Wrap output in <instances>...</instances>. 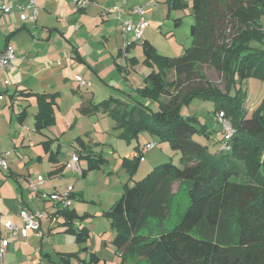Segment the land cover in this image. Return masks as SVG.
I'll list each match as a JSON object with an SVG mask.
<instances>
[{
  "label": "trees",
  "instance_id": "16d2710c",
  "mask_svg": "<svg viewBox=\"0 0 264 264\" xmlns=\"http://www.w3.org/2000/svg\"><path fill=\"white\" fill-rule=\"evenodd\" d=\"M166 3L170 11L188 4L184 0ZM191 8L192 44L182 55H164L149 40L142 42L143 62L152 70L144 77V86L136 90L140 97L127 100L112 95L82 107L87 114L108 113L116 121L119 137L129 142L148 131L181 152L182 167L169 160L133 184L127 182L120 198L105 212L117 230L113 239L121 256L117 264L141 260L147 264H264V98L249 114L243 85L251 76L264 80V0H192ZM205 65L222 74L224 89L206 75ZM170 71L176 75L172 80L167 78ZM36 95V129L41 131L55 123L58 94ZM195 97L215 100L213 112L222 110L230 119L234 133L227 141L228 149L211 153L193 138L201 130L181 109ZM135 149L139 153L123 159L130 179L143 157L139 144ZM82 152L80 157L88 161L82 176L106 161L100 153ZM58 153L51 151L50 160L57 161ZM64 167L58 166L53 173ZM176 181L188 182L186 210L172 228L157 234L144 232L153 219L162 223L170 216ZM55 215L65 218V231L75 235L80 245L77 251L59 252L61 262L77 257L80 264H97L101 258L94 251L89 260L79 256L88 251L90 230L74 223L84 216L69 207Z\"/></svg>",
  "mask_w": 264,
  "mask_h": 264
},
{
  "label": "crops",
  "instance_id": "0c3cea01",
  "mask_svg": "<svg viewBox=\"0 0 264 264\" xmlns=\"http://www.w3.org/2000/svg\"><path fill=\"white\" fill-rule=\"evenodd\" d=\"M28 1L0 0V50L7 45H12L16 50V58L12 66L5 70L0 68V96H2L0 97V153L9 151L7 156L9 169H0V246L3 245L6 249L4 258H0V264H62L59 252L77 251L80 247L75 235L65 231L67 227L63 225L65 221L63 216L59 215L55 224H51L49 220L42 221L38 228L30 229L27 236L20 234L17 238L10 237L5 223L12 221L22 224L20 212L25 209L32 211L47 209L51 213L60 209L49 197L43 199L39 192L28 188L29 178H37L41 175L45 181L39 185L40 192L47 194L61 192L71 185L73 196L84 199L75 203L73 201L74 204L69 207L84 216L76 219L75 227L87 226L94 233L96 227L101 225L103 228L102 234L100 233L101 243L104 240V244L111 243L115 249L113 239L117 231L109 229L104 214L124 191L122 186L128 182L130 175L122 166V158H132L137 154L136 142L123 144V140L119 138L120 130L114 128L115 120L110 118L111 122L108 113L99 111L87 114L82 112V107L90 103H98L112 95L127 99V96L134 94L125 91L119 85L113 88L117 93L112 92L111 85L97 66L102 65L101 62H93L90 55L86 54L91 50H98L102 53L99 57H104L103 55L108 53V58L113 59L117 69L125 73L132 68L136 69L145 57L142 59L136 55L137 42L134 38L128 37L129 34L131 36L133 34H125L116 17L105 11L121 0H90L86 7H80L74 0H37L39 12L34 22L23 21L18 11L10 14L3 12V7L7 4ZM155 1L158 0H128L126 6L149 2L156 5ZM164 3V12H166L168 9L166 0ZM151 9L146 13L149 26L151 22L147 17ZM26 12L30 13L31 10L26 9ZM133 19L137 20L138 16L134 15ZM130 40L135 44L126 50L125 42ZM144 40L154 43L150 37ZM132 58H137L138 61L134 62ZM109 65L110 62L108 68ZM147 69L148 71L141 74L136 90L144 86L143 79L152 70L150 67ZM77 76H82L87 83L81 84ZM124 77L134 84V78H130L127 74ZM21 90L30 94L21 95ZM41 93L58 95L54 105L55 123L39 131L36 129V115L39 112L36 94ZM67 99L69 102L65 103ZM103 122L106 126L113 127L110 129L103 127L100 125ZM34 133L37 134L36 138ZM67 133L69 136L63 142V137ZM141 140L140 137L139 144H142ZM46 141L49 149L44 145ZM62 146H70L72 156L80 157L79 150L83 151L82 154L90 151L102 154L109 162H115L117 171L122 173V178L120 182L118 180V184L112 185L115 186L114 188L109 189L114 191L108 194V203L105 204L103 199L97 196L96 202L95 200L89 202V194H84L83 187H77V183H71V180L67 179L66 167L71 158L61 159ZM144 146L141 147L142 152ZM51 151H59L56 156L57 161L50 160ZM45 163L46 174L40 171L35 176L33 167ZM63 164L65 167L62 171L53 173V170ZM81 164L83 168L86 167L83 161ZM9 177L14 178L15 182ZM123 180H126L125 183ZM92 239L85 244L88 246V251L80 252L81 259L89 260L90 252L94 251L104 258L106 263L119 262L115 261L118 254L116 249V255L109 260L102 251L98 253L97 248L93 249ZM76 261L71 260L70 264H80L79 260ZM142 262L141 260L130 264H142Z\"/></svg>",
  "mask_w": 264,
  "mask_h": 264
},
{
  "label": "rangeland",
  "instance_id": "374dc122",
  "mask_svg": "<svg viewBox=\"0 0 264 264\" xmlns=\"http://www.w3.org/2000/svg\"><path fill=\"white\" fill-rule=\"evenodd\" d=\"M184 1L188 3L187 6L183 8L171 9V11L168 8L166 9V12H164V8H165L164 0L163 2L162 0L155 1L156 5H152L150 7L152 8L151 9L152 11L149 12L147 18L150 19L151 25L146 28L143 39L150 37V39L154 42L153 45H155L158 51L164 55H168L172 57L182 55V53H184L186 49L190 47L192 44L191 27L192 24L195 22L191 8L192 0H184ZM150 8L148 9V11L150 10ZM128 37H130L131 39V37L134 38V35L131 36V34H129ZM142 41L143 40L137 42L136 45L138 47V50L135 53L136 55H138V57H141L143 59V57L145 56H144V52L142 51L143 47H141L140 44ZM92 51L93 50L89 51V54L86 53L85 54L90 55L91 57L90 59H92L93 62L96 61L101 62L102 65L98 64L97 66L102 71V76L105 77L109 85H111L112 92L117 93L113 88H115L114 86L117 87V85H119L125 91L134 94V96H132V94L127 96L128 100L130 99L132 100L135 97H140L137 95L136 86L138 85L139 80H141V74L145 71H148L147 67L150 66L146 65L144 62H141L140 65L137 66L138 68L137 67L136 69L132 68L131 70L126 71L125 73L117 69L113 59L111 57L108 58V53L104 54L103 55L104 57L102 56L99 57V55H102V53L98 52V50H95L93 52ZM109 62L110 65L108 68L107 65ZM142 63L147 67H145ZM203 71H205L206 75L217 86L224 89L225 84H224L223 76L220 72H218L212 66H208V65L204 66ZM125 74H127L130 78L132 77L135 79L134 84L130 81V79L129 80L125 79L124 77ZM175 76L176 75L174 71H170L167 78H169V80H172L175 78ZM243 85L245 89V98H246L245 106L248 109L249 114H251L253 109L256 108L264 98V80L255 76H251L244 81ZM97 92H99V89H97ZM143 101L148 103V101L151 100L147 98L145 99L143 98ZM66 102H69V99H67L65 103ZM152 105L156 107L157 103L153 101ZM214 110H215V100L211 98H203V97L192 98L181 109V114L186 118L190 117L189 119L193 123H195V125H197L198 128L201 130V132L196 133L193 136V138L196 141H199L200 143L207 145L211 153H217L221 150L222 139L224 138L222 124L215 119L213 115ZM108 118L112 122V119L110 118L113 117L110 116ZM100 125L109 129L113 127L112 125L106 126L105 122L101 123ZM140 134L141 135H139L137 138L135 137L133 140H131V142H129L127 139L119 137L123 140L124 145L133 144L135 142L136 145H138L139 139L141 137L142 144H139L140 148L143 147L147 141L157 142L156 146H154L152 149H148V150L144 149L143 157H141L137 171L133 175L132 179L130 178L128 179V183L133 184L135 181L142 179L155 166L169 160H173L174 163H176L180 167L183 166V163L181 161L180 150L173 148L169 141L164 140L157 133H152L147 131L146 133L142 132ZM35 136H37L36 133H34V137ZM68 136L69 133L64 135L63 142L66 141V138H68ZM60 149H61L62 160L64 159L68 160L72 158L71 157L72 148H70V146H62ZM136 153H139V151H136ZM123 159L124 157L122 158V166L124 167V169H126V171L129 174L130 171L124 166ZM80 161H83V163L86 164L85 168L88 167V161L85 157L82 156ZM46 167H47L46 163L41 165H35L32 170L34 171L33 173L35 174V176L40 171L46 174L45 172ZM66 168L68 170L67 179L71 180V183L73 182L75 184L77 183L76 184L77 187L78 186L83 187L84 194L85 193L89 194L90 197L89 202H94V200L96 202L97 201L96 196H97L103 199L105 204L108 203V197H109L108 194L114 191V189L112 190L109 189L114 188L115 186L113 187L112 185L118 184V180L120 182V179L122 178V173L120 174L117 171V166L115 162L114 161L109 162L107 158L106 161L103 164H101L99 168L87 170L84 176H81L80 174L73 172L72 169H70L68 166ZM0 169L3 170L2 168ZM110 170H112L113 172L110 173L109 172ZM9 178L12 182H15L14 178L11 177ZM76 180H78V182H75ZM123 181H124L123 183H125L126 180ZM122 188H124V185L122 186ZM173 191H174V195L172 199L170 216L167 219H165L162 223H160L156 219H153L149 228L144 229V232L157 234L159 233V231L172 228L179 221L181 215L184 213L188 204L190 203V199L188 195V182L185 181L174 182ZM73 199H74V203L78 200L84 201V199L82 200L80 197H76L75 195L73 196ZM104 216L106 217L105 214ZM107 221L109 224V229H113L114 231H117L112 226L111 220L109 218H107ZM102 229L103 228L101 225H98L96 227L94 233H92L91 230L89 229L90 237L88 241L93 237L94 238L92 239L93 249L97 248L98 251L97 250L96 251L98 253L99 251H102L104 254L108 256L109 260H111L116 255V251L111 246V243H108V245H106V243L104 244V240L101 243L100 233L102 234ZM71 260H77L76 262H78L79 259L77 257H73ZM71 260L69 261V263L62 262V264H70ZM115 261H119L118 263L121 262V256L119 254L116 255ZM97 264H109V262L108 263L104 262V258L101 257V259ZM142 264H147L146 260H143Z\"/></svg>",
  "mask_w": 264,
  "mask_h": 264
},
{
  "label": "built area",
  "instance_id": "2783aa9c",
  "mask_svg": "<svg viewBox=\"0 0 264 264\" xmlns=\"http://www.w3.org/2000/svg\"><path fill=\"white\" fill-rule=\"evenodd\" d=\"M90 0H74V2L80 7H86ZM128 0H121L119 3L113 4L111 7L105 9V11H109L112 13L116 19L121 24L122 31L127 33H133L134 41L138 42L143 40L144 32L146 28L149 26V22L146 19L145 15L148 9L153 5V3L149 2L146 4H136L127 7ZM26 9H30V13H25ZM14 11L20 12V17L23 21H31L34 22L37 18L39 12V6L37 0H29L27 3H12L7 4L3 7V12L10 14ZM137 15L138 19L134 20L133 16ZM132 41H126V47L130 45ZM16 58V50L12 45H7L4 49L0 50V68L5 70L12 66L14 59ZM78 81L85 85L87 82L83 79L82 76H77ZM8 82V80H6ZM2 97V96H0ZM214 117L217 121L222 124L224 138L221 148L228 149L227 141L231 138L234 133V128L230 119L225 116L224 111L220 110L214 113ZM27 127V126H26ZM157 142L150 141L147 142L143 148L145 150L152 149L156 146ZM9 151L0 153V168L3 170L9 169V163L7 160V156ZM67 166L72 169L73 172L82 174L83 166L81 164L80 158L78 155L72 156V158L68 161ZM45 180L43 176L39 175L37 178H29L28 188L32 191L39 192L41 198L52 199L55 204L60 208H68L72 205L73 199V187L70 185L65 190L61 192H54L51 194H47L39 191V185L43 183ZM20 216L23 220L22 224H18L12 221H8L5 223V226L10 232V237L17 238L18 235L27 236L29 234L30 229H36L40 226L42 221L49 220L51 224H55L57 222L58 216L55 213L49 212L47 209H39L36 211L25 209L20 212ZM6 253L5 246H0V258L3 259Z\"/></svg>",
  "mask_w": 264,
  "mask_h": 264
}]
</instances>
